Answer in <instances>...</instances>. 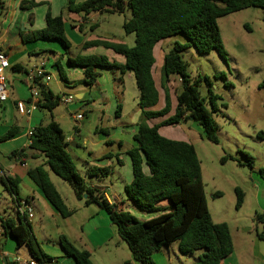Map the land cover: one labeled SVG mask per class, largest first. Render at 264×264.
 <instances>
[{
	"label": "trees",
	"instance_id": "1",
	"mask_svg": "<svg viewBox=\"0 0 264 264\" xmlns=\"http://www.w3.org/2000/svg\"><path fill=\"white\" fill-rule=\"evenodd\" d=\"M74 1L68 0L66 8L80 15L81 20L97 12L123 14L126 8L130 11V18L123 22L122 30L126 35H134L133 47L101 40L88 41L81 46L82 50L92 47L111 50L124 57L123 64L110 62L103 55L80 54L68 59V63L71 67L82 69V82L87 86L95 84L99 76L96 68L118 70L120 74L126 71L133 73L139 91L142 119L133 136L137 147L128 151L132 180L124 186L123 192L139 211L161 213L152 219L139 221L119 210L115 204H109L98 188L88 186L65 150V136L54 120L33 128L28 149L41 155L44 164L29 169L27 176L62 218L69 217L71 212L51 183L44 166L71 187L77 200L83 201L84 205H97L108 215L118 237L126 243L133 260L139 264H155L152 256L174 242H177L181 254L190 255L204 250L195 264H222L233 252L232 238L225 223L211 220L195 149L190 143L161 136L158 130L191 118L201 127L204 138L217 144L218 127L211 111L205 106L206 100L198 92L197 83H191L187 64L180 52L192 46L199 54L216 50L225 58L218 19L248 8H258L262 10L264 21V0H86L78 5ZM38 5L40 3L33 1L23 2L21 8L30 9ZM78 31H83L81 26H78ZM176 34H182L187 43H175L173 49L164 55L161 67L164 108L160 111L147 110L158 102V92L152 78L153 48L161 40ZM22 40L55 41L65 51L71 47L64 32L62 17H53L49 11L45 13V27L26 34ZM57 67L61 79L68 84L62 67L59 64ZM171 75L178 76L181 83L174 114L159 124L149 126L147 121L169 112L166 83ZM259 87H264V79ZM37 89L40 99L37 107L51 112L58 105V99L43 85H37ZM210 104L212 111H216L215 102L210 101ZM12 133L13 130H10L0 141L8 139ZM259 137L264 139V132ZM23 152L21 150L11 156L22 155ZM243 155L248 160V166H251L252 158ZM108 174L106 168H91L88 171L90 177H105ZM258 174L264 179V168ZM17 184L16 179L9 177L3 181L13 200L18 199ZM235 193L238 208L243 194L238 188ZM214 196H219V193ZM164 201L169 203L166 209L160 206ZM256 221L262 224L257 238L264 240V211L256 216ZM0 229L4 236L14 239L16 248L25 246L35 264H60L43 252L27 221L0 217ZM59 246L65 256L73 258L75 264H92L89 253L75 248L65 236L59 237Z\"/></svg>",
	"mask_w": 264,
	"mask_h": 264
},
{
	"label": "crops",
	"instance_id": "2",
	"mask_svg": "<svg viewBox=\"0 0 264 264\" xmlns=\"http://www.w3.org/2000/svg\"><path fill=\"white\" fill-rule=\"evenodd\" d=\"M30 1L40 3V5L30 9L21 8L23 2ZM67 1L0 0V45L10 63V68L6 71L8 99L7 102L0 105V138L10 130H13L12 135L8 139L0 141V181L3 184V181L8 177L18 181V199H12L15 216L11 218L15 220L21 218L23 221H27L35 237L36 233L33 226L43 231L47 227V220L50 219L54 222L58 245L59 237L65 236L75 248L89 253L92 264H139L133 260L129 250V252L122 250L119 242L116 241L114 247L110 246V240L115 235V228L109 220L108 215L97 205H84L83 201L75 198L74 193L71 194V197L76 201L75 204L80 209L94 207L91 208V213L87 214L82 221H79V225L76 226L71 220L74 211L68 208L67 199H65V196L60 191L62 189L66 192V190L61 183L55 180L54 177L56 176L49 168L44 166L51 183L71 212V215L67 218H62L59 215L44 197L40 189L27 176L29 169L44 164V158L41 155L28 149L29 137L27 136V132L54 120L58 123L65 136V150L71 159L72 154H74L85 166V177L83 179L86 184L91 188H98L103 193L107 202L115 204L119 210L128 214L133 212V217L139 213L137 207L126 196L123 199L116 193L109 194L111 188L106 184L113 174H116L122 189L132 180L128 151L137 147L133 136L136 134L138 125L142 119L139 108V91L135 84L134 75L131 71L120 74L118 70L96 68L99 76L93 86H87L82 82L84 78L82 69L71 67L68 63V59H72L80 54L83 56L103 55L110 62L121 65L125 62L124 57L111 50L102 47H92L82 50L81 46L88 41L101 40L133 47L129 45L128 40L131 34L126 35L123 32L122 35L125 36L115 37L110 32H104L102 37L97 36L94 30L100 27L98 17L108 13H93L85 20H81L80 15L66 8ZM84 1L86 0H75L74 3L78 5ZM47 11L53 17H62L65 35L71 44V47L67 51L55 41L38 40L23 42V36L45 27V13ZM78 26L82 27V32L78 31ZM162 42L163 40L158 42L153 48L154 64L152 67V78L158 92V102L154 107L147 109L151 111H160L165 105L164 91L161 88V67L166 53L161 50ZM36 57L40 58L41 61L36 60ZM40 64L44 65L51 79L42 84L35 82L32 86L37 89V85H43L46 90L52 93L54 98L58 99V105L49 112L48 121H44L45 119H41L36 114L40 109L37 107L39 98L36 102L35 110L31 111L28 115H21L16 109L17 102H23L26 107L29 106L28 104L31 102V90L25 79V71L32 66ZM57 64L62 67L68 84L64 83L61 79ZM17 67L19 68L18 70L16 69ZM180 84L178 76H169L166 83L170 101L169 112L164 116L147 121L149 126L159 124L174 114L177 103L176 96L180 91ZM63 96H72V101L64 103L61 100ZM118 106L120 108L117 113ZM86 112H90L95 120H106L107 122H112V125H108V127H96L97 138H84V148L81 150L79 143L75 141L72 135L70 125L68 126L67 123L70 121L74 129L75 127L78 128L77 126H79L80 122V127H84L83 121H85ZM78 114H81L83 117L79 122L74 120V117ZM64 126H66L67 131H65ZM166 127L159 128L158 132L161 136L170 140L189 143L187 137L166 130ZM199 129L202 134L201 127ZM73 149H76L78 152ZM21 150L24 151L22 155L11 156L12 153H17ZM91 168H106L109 170V174L105 177H90L88 171ZM22 201L27 202L33 210V217L30 220L19 213L18 202ZM160 205L166 209L169 203L166 201ZM0 217L7 216L0 214ZM58 219H62L63 222L60 223ZM64 230H67L68 233ZM6 238L7 236H4L0 229L1 264H16V258L22 261L32 259L29 254L22 259L18 255L11 257L6 251H3L1 247L4 245ZM43 238L48 240L46 234L43 235ZM25 251L27 254V249ZM43 251L60 264H75L73 258L65 256L61 248L58 250L48 247Z\"/></svg>",
	"mask_w": 264,
	"mask_h": 264
},
{
	"label": "rangeland",
	"instance_id": "3",
	"mask_svg": "<svg viewBox=\"0 0 264 264\" xmlns=\"http://www.w3.org/2000/svg\"><path fill=\"white\" fill-rule=\"evenodd\" d=\"M262 15L261 9L248 8L218 19L225 58L216 50L209 54H199L192 46L180 52L182 60L187 64L191 83H197L198 92L206 100L205 106L211 111L218 127L217 144L206 140L198 124L191 119L166 127V130L187 137L193 145L200 163L203 192L211 220L214 223H225L229 228L233 252L224 259L223 264H264V240L257 238V234L262 231V224L256 221V216L264 211V179L258 174V171L264 168V139L259 137V134L264 132V87H259L264 79ZM125 18H130L128 8L123 14H103L98 17L100 27L95 29L94 33L99 37H102L104 32H110L115 37L125 36L122 35V23ZM128 40L129 45L133 46L134 35L131 34ZM175 43L184 44L187 39L182 34L168 37L163 40L161 50L167 53L173 49ZM35 59L41 61L38 57ZM210 101L215 102L216 111H212ZM36 114L45 119L44 121H48L50 116L43 108ZM84 119L85 126L80 127V122L78 131L72 128L70 121L67 123L81 150L84 148V138H97L96 127L112 125V122L106 120H95L90 112H86ZM64 127L67 131L66 126ZM243 154L252 158L251 166H248V160ZM72 159L80 175L85 177V166L81 160L74 154ZM54 178L65 188L66 192L62 189L60 191L67 199L68 208L74 211L72 222L76 226L79 225V221L91 213V208L94 207H77L76 201L71 197L73 192L69 185L57 176ZM106 184L111 188L109 194L116 193L125 199L116 174L111 175ZM236 188L243 194L238 208ZM215 193H219V196H214ZM132 213L130 212L133 216ZM160 213L139 211L134 217L139 221H146ZM0 214L15 216L12 197L1 181ZM58 220L63 222L62 219ZM47 221V227L43 231L33 226L39 246L42 250L48 247L60 250L54 222L50 219ZM64 231L68 233L67 230ZM45 234L48 240L43 238ZM116 241L122 250L129 252L115 228L110 246L114 247ZM1 248L11 257L18 255L23 259L28 256L24 246L16 250L14 240L10 236H7ZM203 252L201 249L190 255L181 254L177 242H174L170 247H163L160 252L155 253L152 259L155 264H195Z\"/></svg>",
	"mask_w": 264,
	"mask_h": 264
},
{
	"label": "built area",
	"instance_id": "4",
	"mask_svg": "<svg viewBox=\"0 0 264 264\" xmlns=\"http://www.w3.org/2000/svg\"><path fill=\"white\" fill-rule=\"evenodd\" d=\"M10 68L9 59L3 50L2 46L0 45V105L7 102L8 99V86L6 80V71ZM25 79L31 90V102L28 104L29 106L26 107L23 102L16 103L17 112L21 115H28L31 111L35 110L36 102L39 98V92L36 88L32 85L35 82L45 83L51 79V76L48 74L47 70L45 69L43 64L32 66L25 71ZM61 100L64 103H69L72 101V96H63ZM82 115L78 114L74 117V120L79 122L82 120ZM33 130H29L27 132V136L30 137L32 135ZM19 206V213L30 220L33 217V210L30 205L25 202H18ZM34 259H30L29 261H22L19 258L15 259L16 264H35Z\"/></svg>",
	"mask_w": 264,
	"mask_h": 264
},
{
	"label": "water",
	"instance_id": "5",
	"mask_svg": "<svg viewBox=\"0 0 264 264\" xmlns=\"http://www.w3.org/2000/svg\"><path fill=\"white\" fill-rule=\"evenodd\" d=\"M191 119V118H190ZM192 120V119H191Z\"/></svg>",
	"mask_w": 264,
	"mask_h": 264
}]
</instances>
